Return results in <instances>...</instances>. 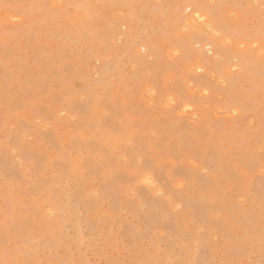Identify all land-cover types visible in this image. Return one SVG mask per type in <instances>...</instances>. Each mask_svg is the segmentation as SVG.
<instances>
[{
	"label": "rangeland",
	"instance_id": "rangeland-1",
	"mask_svg": "<svg viewBox=\"0 0 264 264\" xmlns=\"http://www.w3.org/2000/svg\"><path fill=\"white\" fill-rule=\"evenodd\" d=\"M0 264H264V0H0Z\"/></svg>",
	"mask_w": 264,
	"mask_h": 264
},
{
	"label": "bare ground",
	"instance_id": "bare-ground-1",
	"mask_svg": "<svg viewBox=\"0 0 264 264\" xmlns=\"http://www.w3.org/2000/svg\"><path fill=\"white\" fill-rule=\"evenodd\" d=\"M199 17V16H198ZM239 70V69H238Z\"/></svg>",
	"mask_w": 264,
	"mask_h": 264
}]
</instances>
